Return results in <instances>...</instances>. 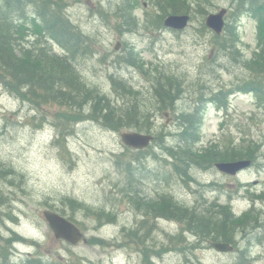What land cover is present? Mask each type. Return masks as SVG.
Instances as JSON below:
<instances>
[{"label":"rangeland","instance_id":"1","mask_svg":"<svg viewBox=\"0 0 264 264\" xmlns=\"http://www.w3.org/2000/svg\"><path fill=\"white\" fill-rule=\"evenodd\" d=\"M65 1L64 15L89 38L93 50L73 59L84 82L110 97L120 109L125 102L137 100L140 109L152 112V133H162L169 146L154 141L146 153L138 154L121 140V134L129 129L114 131L86 120L73 126L62 123L57 106L33 110L0 83V163L8 171L0 179V245H4L1 233L5 239L12 237L10 231L25 238L28 242L17 246L19 264L34 258L43 259L44 264L52 260L75 264H145L148 260L155 264H264V201L259 199L264 193V106L258 105L253 92L240 88L252 75L245 61L260 50L254 16L246 11L235 18L227 16L228 27L236 26L238 35L232 36L236 50L228 56L216 52L214 35L202 25L208 13L231 7L230 0H213L206 15L193 9L191 25L182 32L154 24L158 22V10L152 0H140L135 10L139 25L133 30L119 19L120 0ZM25 10L29 15L36 13L33 5H26ZM43 39L50 51L65 56L55 42ZM36 42L35 38L25 39L29 54L34 52ZM118 43L122 45L116 50ZM126 58H134L135 64ZM160 74L178 77L181 82L180 99L170 108L169 125L163 113L155 111L156 77ZM113 78L135 88L132 102H127L129 97L123 100L118 96ZM221 90L228 93L226 106L212 100ZM196 103L203 111L202 125L191 149L201 151L219 144L216 149L224 150L255 144L258 150L250 168L230 176L214 167L195 165L189 169V182L177 176L175 162L180 161H174L171 152L176 151L170 149L179 133L177 115ZM65 134L67 149L62 143ZM130 161L136 162L131 166L133 180L128 174ZM157 196H166L182 206H198L200 211L212 208L216 212L219 209L213 207L221 206L237 215L247 212L254 220L234 232L238 250L220 253L211 247L214 240L184 233L185 224L176 219L149 216L142 220L145 210L134 204L140 197ZM65 197L78 199L92 212L106 210L116 220L99 223L86 210H71ZM46 210L71 216L86 238L102 239L105 245L74 246L57 240L44 217ZM7 215L17 222L12 223Z\"/></svg>","mask_w":264,"mask_h":264},{"label":"trees","instance_id":"2","mask_svg":"<svg viewBox=\"0 0 264 264\" xmlns=\"http://www.w3.org/2000/svg\"><path fill=\"white\" fill-rule=\"evenodd\" d=\"M32 4L35 7V14L29 15L25 11V4ZM231 16H236L242 12H249L258 21L260 50L258 49L251 60L244 63L250 71L251 78L244 81L240 87L245 92H253L259 106H264V0H230ZM140 0H120L117 13L123 25H127L133 30L135 22L133 10L138 6ZM213 0H153L154 8L158 10L157 27L163 26V19L170 15H181L190 13L196 9L198 13L207 14V7ZM62 0H0V83L15 96L22 104H29L35 110L43 106L54 105L60 110L58 118L60 122L75 125L80 121L100 122L104 126L117 131L124 128H131L140 132L152 133L149 124L153 121L152 112L140 109L137 100L135 103L123 104L122 108H116L113 101L107 95L89 87L83 80L80 72L73 64L81 52L92 53L89 38L76 27L65 15ZM64 10V9H63ZM206 29L205 24L202 25ZM236 26L232 24L226 27L225 35L214 36L216 52L231 56L234 54L236 46L232 36L237 35ZM27 38H35L36 45L34 52L26 49L24 41ZM53 40L62 48L65 56L59 57L44 45V39ZM7 50V51H6ZM133 63V59H128ZM178 77L160 74L156 77L155 99L157 100L156 112L162 113L164 110L174 108L181 94V82ZM114 90L123 100L125 97L133 101L136 92L124 81L113 78ZM235 91V90H234ZM202 101L203 98H200ZM212 100L221 106L227 105L228 93L221 90L213 96ZM128 104V105H127ZM197 103L190 110H186L178 115L177 121L180 133L177 137V149L182 151L178 156L172 150L171 157L175 162L177 173L184 182H189L191 177L189 169L191 166L212 168L220 161L252 160L256 158L258 145L246 147H235L224 150L216 149L219 144H212L202 151L203 154L191 153L196 141L199 138L202 124L203 112ZM59 132L64 131L59 129ZM71 134V131H69ZM66 134L63 135V144L68 147ZM163 134L159 133L155 141L165 143ZM179 139V140H178ZM60 143V142H59ZM186 147L184 149V147ZM176 154V155H174ZM136 162L130 161L128 174L133 180L131 166ZM8 173L6 166L0 163V178ZM129 197V196H128ZM131 201L135 198L130 197ZM260 200L264 201V193ZM139 209H145L154 214L161 213L167 218L176 219L186 225V232L194 233L195 237L211 238L232 243L234 232L239 228H245L253 222L251 215L245 212L236 217L232 210L223 209L218 213L207 211H197V206L187 207L175 203L173 199L166 196L146 200L140 197ZM64 202L71 210L83 209L88 216H94L99 223L115 222L116 217L112 213L97 209L92 212L89 207H83L78 199L65 197ZM134 204V203H133ZM221 207V206H218ZM223 208V207H222ZM89 210V211H88ZM252 212V211H251ZM70 221L75 222L71 216L61 213ZM77 224V223H76ZM132 235V233H129ZM186 240L183 235L179 239ZM91 245H105L102 239L91 238ZM29 264H44L43 259L36 258ZM49 264H75L73 262H60L53 260ZM145 264H155L148 260Z\"/></svg>","mask_w":264,"mask_h":264},{"label":"water","instance_id":"3","mask_svg":"<svg viewBox=\"0 0 264 264\" xmlns=\"http://www.w3.org/2000/svg\"><path fill=\"white\" fill-rule=\"evenodd\" d=\"M226 13L227 10L222 9L219 13L210 14L206 20L207 27H209L215 33L221 34L225 26L224 17ZM189 20L190 16L188 15H173L169 16L165 20V26L168 28H173L175 30H183L188 26ZM121 138L123 143L127 147L135 148L138 150L147 148L154 139L152 135L142 134L139 132H125L122 134ZM250 165V161H235L218 163L216 164V167L219 171L225 174L236 175L238 174V172L249 167ZM44 215L49 222L56 239H63L73 245H78L82 241L84 243L88 242L81 230L67 218L52 211H46ZM212 246L215 250L220 252H230L233 250V247L231 245L224 243H213Z\"/></svg>","mask_w":264,"mask_h":264},{"label":"flooded vegetation","instance_id":"4","mask_svg":"<svg viewBox=\"0 0 264 264\" xmlns=\"http://www.w3.org/2000/svg\"><path fill=\"white\" fill-rule=\"evenodd\" d=\"M169 113V112H168ZM170 115H168L167 116V119H168V121H167V123H168V125L171 123V121H172V116H171V112L169 113ZM171 116V117H170ZM146 151L147 150H134V152H136V153H138V154H143V153H146ZM155 198H162V196H157V197H155ZM151 199H153V198H146V200H151ZM145 210V209H144ZM211 212H213V213H215V211L214 210H211ZM149 216H154L155 217V219H157V220H166V219H168L166 216H164L163 214H161V213H159L158 212V214H154V213H152V212H147L146 210H145V212H143V215H142V220H145L146 218H148ZM145 222V221H144ZM144 222H142L141 223V225L144 223ZM136 226H138V224L136 225ZM137 228V227H136ZM139 229V228H138ZM234 248H237V246L235 247V245H234ZM1 264V263H0Z\"/></svg>","mask_w":264,"mask_h":264},{"label":"bare ground","instance_id":"5","mask_svg":"<svg viewBox=\"0 0 264 264\" xmlns=\"http://www.w3.org/2000/svg\"><path fill=\"white\" fill-rule=\"evenodd\" d=\"M7 51V50H6Z\"/></svg>","mask_w":264,"mask_h":264}]
</instances>
